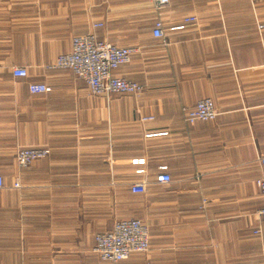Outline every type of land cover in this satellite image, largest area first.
I'll use <instances>...</instances> for the list:
<instances>
[{"label": "crops", "instance_id": "obj_1", "mask_svg": "<svg viewBox=\"0 0 264 264\" xmlns=\"http://www.w3.org/2000/svg\"><path fill=\"white\" fill-rule=\"evenodd\" d=\"M191 14L199 26L167 30ZM154 19L166 44L152 36ZM259 23L264 0H170L160 11L150 0H0V264H107L94 235L130 217L147 224L150 250L117 264H264ZM88 31L138 48L113 71L143 86L138 98L93 95L51 67ZM15 67L27 76L14 77ZM38 83L51 90L30 93ZM201 98L217 115L188 125L183 108ZM25 147L50 153L22 168L15 154ZM159 166L170 184L155 183ZM140 179L147 192L134 194Z\"/></svg>", "mask_w": 264, "mask_h": 264}, {"label": "built area", "instance_id": "obj_2", "mask_svg": "<svg viewBox=\"0 0 264 264\" xmlns=\"http://www.w3.org/2000/svg\"><path fill=\"white\" fill-rule=\"evenodd\" d=\"M154 9L160 11L167 8L170 0H150ZM199 26V18L194 15L183 16L180 23L170 26L167 30L179 31L189 26ZM102 23L92 24V28L102 27ZM257 29H264V24H257ZM151 33L156 38L163 39L166 44V33L160 20L154 19L151 22ZM197 34L193 33V40ZM139 52L138 48L131 46H120L108 41H99L93 32L88 31L72 37L71 49L67 53L60 54L56 57L52 68L70 70L75 78L83 80L88 86L89 92L97 96L108 97L112 94H125L138 98L142 94L143 86L135 81L113 74L119 66L127 64L133 54ZM14 77H26L25 68H12ZM30 93H47L51 88L45 84H29ZM217 115L214 103L210 98L199 99L193 108H183L184 121L188 125H194L198 121H212ZM152 116L142 117L141 121H150ZM156 135L165 136L167 132L158 134H147L145 137H153ZM50 150L44 147H25L18 148L15 159L19 167H27L38 159L45 158L49 155ZM143 159L132 160L134 164H142ZM260 166V174L255 179V184L264 196V155L258 158ZM160 172L155 176V183L159 185L170 184L172 179L166 171V166H159ZM139 174L144 173L143 170L137 171ZM148 182L140 179L133 182L130 191L134 194H145L147 192ZM3 186V179L0 176V188ZM14 188H19L20 184L16 179L13 183ZM219 199H214L218 201ZM207 200H202V205ZM259 221L264 224V205L258 211ZM253 233L260 235V228L257 227ZM149 230L145 222L138 218L116 219L112 223L109 231L94 235L93 253L103 263L117 264L131 257L132 255L147 256L150 250Z\"/></svg>", "mask_w": 264, "mask_h": 264}]
</instances>
